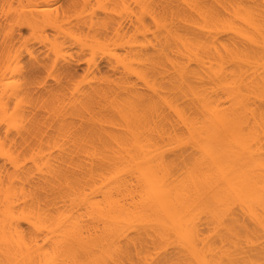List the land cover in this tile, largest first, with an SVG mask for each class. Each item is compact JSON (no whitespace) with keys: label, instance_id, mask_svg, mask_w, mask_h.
Instances as JSON below:
<instances>
[{"label":"bare ground","instance_id":"bare-ground-1","mask_svg":"<svg viewBox=\"0 0 264 264\" xmlns=\"http://www.w3.org/2000/svg\"><path fill=\"white\" fill-rule=\"evenodd\" d=\"M0 264H264V0H0Z\"/></svg>","mask_w":264,"mask_h":264},{"label":"rangeland","instance_id":"rangeland-1","mask_svg":"<svg viewBox=\"0 0 264 264\" xmlns=\"http://www.w3.org/2000/svg\"><path fill=\"white\" fill-rule=\"evenodd\" d=\"M83 67H84V64L80 62L76 68L79 76L83 74Z\"/></svg>","mask_w":264,"mask_h":264}]
</instances>
